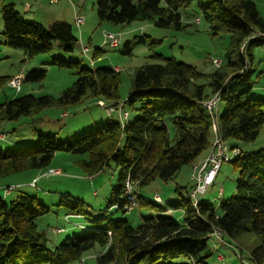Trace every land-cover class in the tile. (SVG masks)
<instances>
[{"label": "trees", "instance_id": "obj_1", "mask_svg": "<svg viewBox=\"0 0 264 264\" xmlns=\"http://www.w3.org/2000/svg\"><path fill=\"white\" fill-rule=\"evenodd\" d=\"M193 2L212 35L228 34V46L218 68L206 74L173 57L155 54L156 62L142 65L132 75L128 94L122 101L128 115L133 112L137 118L125 120L123 127L118 118L110 116L104 124L63 141H57L52 133H36L33 143L0 148V179L28 170L46 171L52 168L51 161L58 152L84 157L76 162L88 176L99 173L110 161L119 169L117 183L112 186L101 214L95 217L85 214L79 200L70 196L61 198L58 206H62L65 215H85L89 225L53 248L47 246L45 232L38 231L36 225L38 217L50 212V207L26 193L10 201L0 196V264H207L206 259L217 243L209 234L216 229L222 232L221 244H230L242 232L253 233L259 245L249 252L246 260L238 253L236 256L244 264H264V149L243 153L237 145L228 144L238 149L229 161L238 170V176L234 194L221 200L218 210L200 198L193 206L188 196L192 186H176L180 201L168 204L169 207L149 202L134 190L139 207L148 209L138 226L111 217L117 212H127L123 196L127 178L136 188L156 179L167 182L210 146L212 117L202 102L213 94H219L223 106L216 116L219 134L227 143L232 140L252 143L264 123V100L251 97L254 81L250 49L264 43V19L253 0H97L96 11L100 22L113 25L150 22L160 29L180 31L187 26L182 11ZM0 12L3 26L0 43L22 50L27 58L50 53L54 43L58 51L65 53H73L77 47V38L68 22L53 21L46 27L28 22L13 3L2 5ZM114 33L121 43L120 33ZM138 42L143 43L144 36ZM97 51L94 49L93 55ZM121 53L130 55L129 42ZM50 64L71 70L76 77L73 84L56 96L24 94L0 103V123L27 117L29 125L35 127L47 109H59L61 113L86 98L100 97L110 106L121 101L120 72L114 68H89L74 60L58 58H53ZM45 76V70L33 69L23 74L22 83H39ZM10 78L0 76V85L7 84ZM179 208L182 211L179 219L165 214L169 209ZM209 239L212 247L207 244ZM97 249L93 261L85 262L86 254Z\"/></svg>", "mask_w": 264, "mask_h": 264}, {"label": "rangeland", "instance_id": "obj_2", "mask_svg": "<svg viewBox=\"0 0 264 264\" xmlns=\"http://www.w3.org/2000/svg\"><path fill=\"white\" fill-rule=\"evenodd\" d=\"M207 1L209 0H204V2ZM253 1L264 19V0ZM8 3H13L22 19L28 22L34 21L45 27L53 21L70 23L78 43L73 53L58 51L54 43L50 53L38 54L32 58L25 57L20 49H13L0 43V76L23 75L33 69L46 71V76L41 82H24L19 90L8 87L6 82L1 84L0 103L24 94L56 96L63 89L70 87L76 79L75 75L69 69L51 65L50 61L53 58L74 60L89 68L116 67L117 72H120L118 93L122 101L128 94L134 71L146 63L156 62L153 57L155 54L173 57L175 60L190 64L199 72L207 74L215 69L211 64L212 59H220L222 64L223 55L228 46V34L212 35L208 25L196 13L198 8L195 2L182 11L183 22L187 26L180 31L160 29L150 22L133 21L125 25L100 22L96 11L97 0H59L57 3H50V0H0V10L2 5ZM75 12L84 18V23L78 28L73 23ZM196 19H198L197 22H195ZM2 29L0 12V42H3ZM103 32H119L120 46L113 49L103 45ZM140 36H144L143 43H137ZM126 42L131 45L130 55L121 53ZM82 46H87L89 52L83 53ZM94 49L99 51L93 55ZM250 50L253 55L251 69L254 81L251 97L264 100V43L261 46H252ZM107 106L109 104L100 97L86 98L61 113L59 109L55 108L45 110L43 120L35 127L29 125L27 117H21L17 121L2 122L0 123V148L7 149L15 147L16 144L24 146L33 143L36 133H52L56 136L57 141H63L71 135L104 124L110 116L117 119V113H108L110 109H106ZM222 109L223 106L219 102L216 112L220 113ZM136 118V114L132 112L128 115L126 122ZM168 131L172 136L170 125ZM228 144L237 145L243 153L264 149V123L252 143L232 140ZM79 159H84V157L58 152L51 161L50 167L61 168L63 170L61 175L47 176L44 175V170H28L0 179V196L7 201L14 199L20 193H26L36 196L41 204L50 207V212L36 220L37 230L45 232L47 246L50 248L56 246L65 237L82 232L83 228H87L89 225L84 218L85 215H65L62 206H58L62 197L70 196L72 199L79 200L83 204L81 208L85 214L95 217L103 212L111 188L117 183L119 169L112 161L96 175L88 176L76 162ZM237 176L238 170L234 169L231 163L224 162L215 180L208 186L206 195H202L200 200L213 204L218 210L219 202L234 194ZM33 177H36L35 186L28 183ZM177 179H182L183 184L187 185L192 182L190 178L188 179L185 170L179 172ZM177 179L174 177L167 182L156 179L141 188L133 186V192L135 190L141 198L152 203H155L153 197L159 196L162 199L160 204L165 207L180 201L179 193L175 189V184L179 182ZM7 186L13 187V190L9 192L10 195L4 194ZM180 191L184 195L183 190L179 189ZM180 212V208L169 209L165 214L179 219ZM147 213V207H139L136 203V206L130 211L117 212L111 217L115 220L125 219L132 225L138 226L141 223V216H146ZM210 240L207 241V244L212 247L213 242ZM259 243V239L251 232H242L230 244L215 242V250L213 249V254L206 259V263L242 264L243 261H240L236 254L238 253L239 257L242 255V258L246 260L249 252ZM98 252V249L90 251L86 254L84 261L92 262ZM218 256H222L223 260H217Z\"/></svg>", "mask_w": 264, "mask_h": 264}, {"label": "built area", "instance_id": "obj_3", "mask_svg": "<svg viewBox=\"0 0 264 264\" xmlns=\"http://www.w3.org/2000/svg\"><path fill=\"white\" fill-rule=\"evenodd\" d=\"M59 0H50V3H57ZM198 19L195 20L197 22ZM75 26L78 28L84 23V18L80 14H75L74 17ZM255 36H263L260 33H255ZM103 45H107L110 48H116L120 45L119 35L114 32H104L103 33ZM246 41L241 45V51L244 50V46ZM83 53H87L89 49L87 47H83ZM211 64L214 68H218L221 65L220 59H212ZM117 71L116 68H114ZM23 75L18 74L16 76H12L7 81V86L13 89L18 90L22 85ZM220 102V97L218 93L213 94L209 99L204 100L202 102L203 108L209 115L212 117L211 121V132H212V144L211 150L208 156L204 159V161L200 165L193 166L192 180L194 182L188 196L191 200L193 206H196L199 198L206 192L208 186H210L215 180V177L224 162H229L231 157L238 153V149L236 147H230L226 141H224L219 134L218 121L216 116V108L218 103ZM106 109H110L108 113H117L118 120L120 122L121 127L124 126L125 120L128 117L127 111H124L123 101H119L117 105L107 106ZM64 116V115H63ZM62 171L60 168H49L44 172V175L47 176H55L61 175ZM36 179H33L30 183L34 186ZM13 187H7L4 192L9 193ZM123 196L125 197L127 203L124 206V209L128 212L136 206L135 194L133 192V183L127 178L124 185ZM156 200L160 201V199L156 196ZM115 207H113L114 209ZM59 231V230H58ZM211 238H214L217 243H223V235L219 230H214L209 234Z\"/></svg>", "mask_w": 264, "mask_h": 264}, {"label": "crops", "instance_id": "obj_4", "mask_svg": "<svg viewBox=\"0 0 264 264\" xmlns=\"http://www.w3.org/2000/svg\"><path fill=\"white\" fill-rule=\"evenodd\" d=\"M113 68H116V67H113ZM14 75V74H13ZM12 75H10V76H8V77H11ZM211 144H212V139H211ZM211 144H210V146L205 150V151H203V152H201L194 160H193V162L192 163H190V164H188V165H185V166H183L177 173H176V175L174 176L176 179H177V176H178V174H179V172L180 171H182V170H185V172L188 174V179L190 178L191 180H192V178H191V176H192V173H193V166L194 165H200L203 161H204V159L208 156V154L210 153V150H211ZM36 177H33L32 179H35ZM32 179L31 180H29V184L32 182ZM177 180H179V179H177ZM184 182H182V179L181 180H179V182H177L175 185L176 186H178V187H184V186H193V184H194V182H193V180H192V182H190L188 185L187 184H183ZM206 193L207 192H205L203 195H206ZM4 194H6L5 192H4ZM6 195H10L9 193L8 194H6ZM155 197L156 196H154L153 197V199H154V201L155 202H157V203H162V199L159 197V196H157L159 199H160V201H158V200H156L155 199ZM168 212V211H167ZM181 214H182V211L179 213V218L181 217ZM217 260H220V258L218 257L217 258Z\"/></svg>", "mask_w": 264, "mask_h": 264}]
</instances>
